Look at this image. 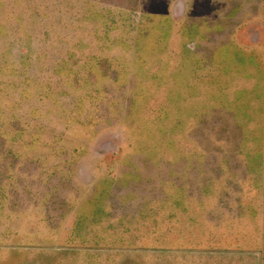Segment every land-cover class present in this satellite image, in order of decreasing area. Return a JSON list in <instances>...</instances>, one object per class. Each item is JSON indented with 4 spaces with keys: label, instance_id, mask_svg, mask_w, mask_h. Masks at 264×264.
Returning a JSON list of instances; mask_svg holds the SVG:
<instances>
[{
    "label": "rangeland",
    "instance_id": "obj_1",
    "mask_svg": "<svg viewBox=\"0 0 264 264\" xmlns=\"http://www.w3.org/2000/svg\"><path fill=\"white\" fill-rule=\"evenodd\" d=\"M3 62L0 264H264V0H0Z\"/></svg>",
    "mask_w": 264,
    "mask_h": 264
},
{
    "label": "trees",
    "instance_id": "obj_2",
    "mask_svg": "<svg viewBox=\"0 0 264 264\" xmlns=\"http://www.w3.org/2000/svg\"><path fill=\"white\" fill-rule=\"evenodd\" d=\"M203 12L204 11H202V12H199L198 14L199 15H202L203 14ZM165 24H164V28H165V30H164V32H163V39H167L168 38V34H169V31H170V27H169V21L167 20V19H165ZM243 58L244 59H242V61H241V59H239V61L241 62V64H245L246 63V58L243 56ZM69 59H70V57H69ZM68 59V60H69ZM67 60V59H66ZM67 60V61H68ZM250 62V59L249 60H247V63H249ZM69 62V61H68ZM250 64H253L252 62H250ZM83 67H84V65H83ZM6 68H9L8 67V65H7V63L5 62H3V63H0V73H3L5 70H6ZM54 71L58 74V75H60V71L58 70V68L57 67H55V69H54ZM11 75L12 76H17V77H19V80H20V82H22L21 81V79H20V77H21V74H20V72L15 68V67H12V70H11ZM74 75V77H76V75L77 74H71V73H68L67 74V77H68V79L69 78H71V76H73ZM48 96V95H47ZM244 107V106H243ZM263 109H264V106H263ZM244 109H237V117H239L240 115H241V113L242 112H245V111H243ZM243 116H244V114H243ZM2 116H0V124H2ZM239 126H240V124H239ZM1 130V129H0ZM0 136H3L2 134H1V131H0ZM244 142H245V140H243V144H244ZM262 142V144H263V149H262V151L264 150V138H263V140L261 141ZM259 154V157H263V153H258ZM254 162V161H253ZM261 166L263 167V169H264V161H262L261 162ZM262 169V168H261Z\"/></svg>",
    "mask_w": 264,
    "mask_h": 264
},
{
    "label": "crops",
    "instance_id": "obj_3",
    "mask_svg": "<svg viewBox=\"0 0 264 264\" xmlns=\"http://www.w3.org/2000/svg\"><path fill=\"white\" fill-rule=\"evenodd\" d=\"M257 264V262H255Z\"/></svg>",
    "mask_w": 264,
    "mask_h": 264
}]
</instances>
